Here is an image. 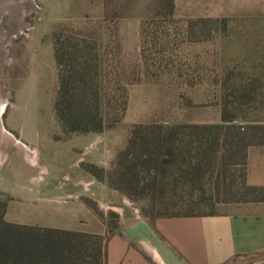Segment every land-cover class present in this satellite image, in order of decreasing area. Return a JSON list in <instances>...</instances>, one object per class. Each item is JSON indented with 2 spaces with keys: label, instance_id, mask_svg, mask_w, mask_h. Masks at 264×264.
Listing matches in <instances>:
<instances>
[{
  "label": "rangeland",
  "instance_id": "1",
  "mask_svg": "<svg viewBox=\"0 0 264 264\" xmlns=\"http://www.w3.org/2000/svg\"><path fill=\"white\" fill-rule=\"evenodd\" d=\"M25 2L22 28L18 19L12 23L8 15L0 25V195L21 215L34 196L59 203L67 200L60 199L58 191L84 190L81 202L95 212L108 234L119 226L121 210L135 209L141 215L146 206L108 184L112 163L133 125L221 119L225 98L232 102L226 109L237 116L234 123L262 124L263 43H256L254 59L250 49L254 43L246 35L239 36L247 34L246 27L222 19L205 27L196 25L198 41L191 42L190 37L174 35L178 28L185 29L179 24L169 28L163 46H155L150 36L143 41L139 35L141 23L154 14L155 0ZM7 33L11 36L4 43ZM57 34L89 39L91 45L103 47L108 66L113 58L119 61L124 82L132 79L135 63L141 66L139 82L127 85V110L115 128L66 137L59 127L53 111L57 85L53 42ZM247 90L245 101L237 98ZM239 170V166L229 168L232 179L239 178ZM198 177L194 202L188 205L178 200L174 206L168 205L169 211L183 212L188 207L196 213L220 214L234 210L230 203L214 201V167H205ZM223 193L222 189L221 199ZM188 194V187L177 191L179 197Z\"/></svg>",
  "mask_w": 264,
  "mask_h": 264
},
{
  "label": "trees",
  "instance_id": "2",
  "mask_svg": "<svg viewBox=\"0 0 264 264\" xmlns=\"http://www.w3.org/2000/svg\"><path fill=\"white\" fill-rule=\"evenodd\" d=\"M155 4L153 16L141 23L139 35L143 41L145 36H150L157 46H163L170 36V27L183 24L185 29L178 28L174 35L182 34L195 42L198 37L194 26L205 27L217 21L179 19L174 0H155ZM62 38L57 34L53 42L57 69L53 111L59 127L66 137L115 128L127 110V85L139 82L141 66L135 63L132 79L124 82L119 61L113 58L108 66L103 47L91 45L89 39L66 37L62 42ZM247 95L248 90L237 98L245 101ZM231 103L227 98L222 100L220 124L166 125L151 121L133 125L124 148L112 163L109 186L132 201L145 202L141 215L149 221L158 217L213 215L196 213L188 207L183 212H171L168 206L179 201L188 205L194 202V189L200 182L198 175L205 167L215 168L214 201L263 202L264 187L246 183V164L248 148L264 142V125L234 123L237 116L226 109ZM238 166L239 178L232 179L229 168ZM182 187L189 189L187 198L177 196ZM1 197L0 264H106V241L117 232L118 225L102 236L11 223L5 219L9 200Z\"/></svg>",
  "mask_w": 264,
  "mask_h": 264
},
{
  "label": "crops",
  "instance_id": "3",
  "mask_svg": "<svg viewBox=\"0 0 264 264\" xmlns=\"http://www.w3.org/2000/svg\"><path fill=\"white\" fill-rule=\"evenodd\" d=\"M174 3L179 18L222 19L226 24L246 27L247 34L239 36L246 35L247 41L254 43L250 47L254 59L256 43H263L264 72V0ZM253 64L255 68V60ZM190 123L220 124L221 119ZM246 183L264 187V142L247 150ZM83 191H58V197L67 200L59 203L34 196L23 215L9 202L5 219L21 225L103 236L105 226L81 202ZM90 191L94 194L88 188L87 192ZM231 206L234 210L227 213L158 217L153 221L135 209H123L119 212L117 232L106 241V264H264V201Z\"/></svg>",
  "mask_w": 264,
  "mask_h": 264
},
{
  "label": "bare ground",
  "instance_id": "4",
  "mask_svg": "<svg viewBox=\"0 0 264 264\" xmlns=\"http://www.w3.org/2000/svg\"><path fill=\"white\" fill-rule=\"evenodd\" d=\"M24 3L25 0H0V25L2 22V19L5 15H8L11 22L15 23L16 19H18V23L22 28V14L24 13ZM10 33H7L4 37V43L6 41H9L10 39ZM1 51V50H0ZM2 62V57L0 53V63Z\"/></svg>",
  "mask_w": 264,
  "mask_h": 264
}]
</instances>
